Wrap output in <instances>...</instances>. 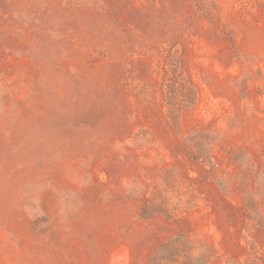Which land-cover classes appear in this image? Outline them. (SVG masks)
<instances>
[{"label":"rangeland","instance_id":"374dc122","mask_svg":"<svg viewBox=\"0 0 264 264\" xmlns=\"http://www.w3.org/2000/svg\"><path fill=\"white\" fill-rule=\"evenodd\" d=\"M181 234L264 264V0H0V264Z\"/></svg>","mask_w":264,"mask_h":264},{"label":"trees","instance_id":"16d2710c","mask_svg":"<svg viewBox=\"0 0 264 264\" xmlns=\"http://www.w3.org/2000/svg\"><path fill=\"white\" fill-rule=\"evenodd\" d=\"M190 244L189 239L184 234L165 241L151 255L149 264H169L176 262L179 257L185 256L186 250L190 248Z\"/></svg>","mask_w":264,"mask_h":264}]
</instances>
